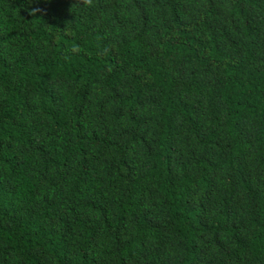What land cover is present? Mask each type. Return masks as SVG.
I'll list each match as a JSON object with an SVG mask.
<instances>
[{"label": "trees", "instance_id": "trees-1", "mask_svg": "<svg viewBox=\"0 0 264 264\" xmlns=\"http://www.w3.org/2000/svg\"><path fill=\"white\" fill-rule=\"evenodd\" d=\"M0 264H264V0H0Z\"/></svg>", "mask_w": 264, "mask_h": 264}]
</instances>
